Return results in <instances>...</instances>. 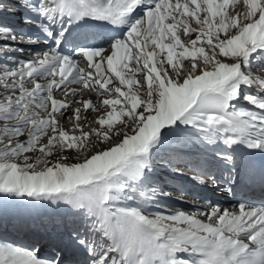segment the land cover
Listing matches in <instances>:
<instances>
[{
    "label": "snow or ice",
    "instance_id": "obj_1",
    "mask_svg": "<svg viewBox=\"0 0 264 264\" xmlns=\"http://www.w3.org/2000/svg\"><path fill=\"white\" fill-rule=\"evenodd\" d=\"M15 11L40 35L0 15V264H264V200L181 188L172 208L155 178L186 175L177 140L211 149L189 179L235 196L264 154V0H0ZM25 203L66 207L68 243L9 240Z\"/></svg>",
    "mask_w": 264,
    "mask_h": 264
},
{
    "label": "bare ground",
    "instance_id": "obj_2",
    "mask_svg": "<svg viewBox=\"0 0 264 264\" xmlns=\"http://www.w3.org/2000/svg\"><path fill=\"white\" fill-rule=\"evenodd\" d=\"M40 34V33H39ZM24 47V46H23ZM24 49H28L27 47H24ZM43 48H39V50H42ZM19 57V56H18ZM20 58V57H19ZM263 62H264V60H262ZM262 61H260V65H264L263 64V62ZM260 65H258V67H260ZM255 66H256V64H255ZM257 74H259V70L257 71ZM0 91H2V89H0ZM55 95L57 96V97H60V96H62L63 95V93H61V92H59V93H55ZM83 98H88L87 97V95H85ZM92 99H93V102L95 103L96 101H97V97H95V96H93L92 97ZM99 99H102V97L101 98H99ZM85 115V113H81V116H82V118H83V116ZM97 114L96 113H92V112H90L89 114H88V121H89V123H91V121L93 120V118L96 116ZM62 123L65 125V127L66 128H70L71 127V125H70V123H69V121L67 120V118H65L63 121H62ZM68 123V124H67ZM92 127H95V125L94 124H92L91 125ZM84 131H89V127L88 126H85L84 127ZM91 139H95V137H92ZM209 152V151H208ZM66 154L65 155H68V156H70V157H74L75 155H74V152L73 151H66L65 152ZM64 155V154H63ZM189 161V159H185L184 157H182L181 156V158H180V162H183V163H187ZM69 162H74L73 160H70ZM156 177H163V175H157V174H155V178ZM241 177H242V174H241ZM157 179V178H156ZM160 181V180H159ZM163 184H164V190L165 191H170V189H172V187H168V185H167V183H164V182H162ZM246 183H245V181L243 180V178H241V182H240V184L237 186V188H236V191H239V192H241V193H243V191H245L246 193H243V195L241 196H239V197H241V200H245L246 202H249V203H252V204H259L260 203V200H257L255 203H254V199L256 198V196H254L253 194H257L258 192H254L253 190H250V191H247V187H246ZM249 192H251V193H249ZM192 198H193V195L191 194V193H189V195H188V197H187V199L189 200V201H191L192 200ZM262 200H264V198H261ZM214 203H219L222 207H228V208H231L233 205H235V204H237L239 201H240V199H237V198H227L226 199V201L225 202H223V201H220L219 200V198L218 197H213L212 199H211ZM165 203L169 206V205H171V206H176V207H181V208H183V209H185V210H189V208H190V205L189 204H181L180 202H179V200L178 199H173V198H168L166 201H165ZM9 240H16V241H19V242H25V243H27V242H29L30 241V239H21V238H19V239H16V238H9ZM44 250L47 252V250H46V248L44 247Z\"/></svg>",
    "mask_w": 264,
    "mask_h": 264
},
{
    "label": "rangeland",
    "instance_id": "obj_3",
    "mask_svg": "<svg viewBox=\"0 0 264 264\" xmlns=\"http://www.w3.org/2000/svg\"><path fill=\"white\" fill-rule=\"evenodd\" d=\"M68 124V123H67ZM95 125V124H94ZM97 125H95V127H96ZM174 144L177 146V147H182V148H184V149H197V148H204L203 146H195V145H191V144H181V142L180 141H176V142H174ZM205 149V148H204ZM208 150H210V148H208ZM181 153H184V152H181ZM64 155L66 154L65 152L63 153ZM74 155H75V152H74ZM158 174H160V173H158ZM158 180H160L161 182H164V178L163 177H156ZM167 178V177H166ZM168 179V181L169 182H171L172 181V179L171 178H167ZM168 185V184H167ZM168 187H171V186H169L168 185ZM171 191H173V190H171L170 189V193H171ZM172 195V198H176V197H174L176 194L175 193H171ZM170 196V197H171ZM42 206H47L49 209H53V208H56V206H54V205H49V204H47V203H44V204H31V203H25V204H21V205H16V204H13V205H11L10 206V209H9V213H10V216L11 217H13V222L14 223H16V221L17 220H19L20 218L22 219V218H25V217H32V215H33V213H34V209H35V207H42ZM18 210L20 213L17 215V217L16 216H13V212L15 211V210ZM15 225V226H14ZM14 225H12V226H10V229H9V232H5L4 234L8 237V238H13V236H12V234H16V232H15V230H20V228L18 227L20 224H18V223H16V224H14ZM12 227V228H11ZM0 231H2L1 229H0ZM23 238H25V237H23ZM17 239V238H16ZM36 239V238H35ZM53 239H55V238H53ZM62 241V240H61ZM19 242V241H18ZM19 243H25V242H19ZM48 243H49V241L48 242H46L44 245H45V248H46V250L48 251ZM64 243V242H63ZM66 244V243H65ZM45 251V250H44ZM46 252V251H45ZM76 259H83V257L82 256H80V255H78V254H76V257H75Z\"/></svg>",
    "mask_w": 264,
    "mask_h": 264
}]
</instances>
